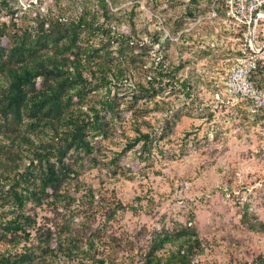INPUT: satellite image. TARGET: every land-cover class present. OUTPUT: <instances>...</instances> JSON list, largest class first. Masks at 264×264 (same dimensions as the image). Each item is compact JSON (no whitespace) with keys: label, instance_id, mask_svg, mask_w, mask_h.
<instances>
[{"label":"trees","instance_id":"16d2710c","mask_svg":"<svg viewBox=\"0 0 264 264\" xmlns=\"http://www.w3.org/2000/svg\"><path fill=\"white\" fill-rule=\"evenodd\" d=\"M119 3L52 0L43 9L42 1L23 6L18 0H0V264H110L119 254L121 261L130 262L139 256L142 264H200L206 244L192 221L154 228L146 239L132 234L110 251L98 234L82 233L74 216L67 215L74 203V213L82 208L78 178L87 163L97 161L98 137L116 134L117 120L128 111L136 135L119 155L139 142L142 151H149L153 139L142 128L150 125L145 117L154 110L167 112L163 138L173 126L166 98L177 91L186 98L193 95L189 77L179 75L182 65L153 55L160 38L145 41L133 16L117 8ZM217 10L212 17L227 23L223 0ZM194 12L191 8L187 14ZM263 25L259 22L260 38ZM245 29L235 26L240 37ZM253 113L264 119V107ZM86 195L92 208L101 202L107 206V219L135 209L97 197L92 186ZM29 203L62 206L68 218L54 227H37L27 213ZM244 220L264 232V222ZM258 260L264 263L263 256Z\"/></svg>","mask_w":264,"mask_h":264},{"label":"rangeland","instance_id":"374dc122","mask_svg":"<svg viewBox=\"0 0 264 264\" xmlns=\"http://www.w3.org/2000/svg\"><path fill=\"white\" fill-rule=\"evenodd\" d=\"M18 1L23 6L42 1L43 9L52 3ZM180 1L121 0L117 8L133 16L135 29L145 41L160 38L151 52L182 65L179 75L189 77L193 95L186 98L177 91L166 98L173 126L163 138L159 136L165 131L167 112L154 110L145 117L150 125L142 128L152 132L153 139L149 151H142L139 142L119 155L136 135V122L128 111L117 120L116 134L98 137L97 161L87 163L78 178L82 185L76 195H83L82 208L74 213V203L67 215L74 216V225L82 233L98 234L110 251L132 234L146 239V232L154 228L192 221L206 244L197 263L260 264L264 232L250 228L244 218L264 222V119L244 99L217 97L218 92L224 93L225 75L244 40L235 26L211 16L210 0ZM191 8L193 16L187 14ZM122 26L129 31L127 22ZM176 113L180 116L174 119ZM89 186L97 197L135 209L119 210L107 219V206L101 202L92 208L85 196ZM66 212L62 206L27 205L37 227H54L68 218ZM99 246L101 250L103 245ZM120 257L116 255L110 264H142L139 256L131 262Z\"/></svg>","mask_w":264,"mask_h":264},{"label":"built area","instance_id":"2783aa9c","mask_svg":"<svg viewBox=\"0 0 264 264\" xmlns=\"http://www.w3.org/2000/svg\"><path fill=\"white\" fill-rule=\"evenodd\" d=\"M212 0L211 16L217 15V4ZM227 21L233 26H245L244 42L224 78V95L228 100H247L255 111L264 107V35L259 36V22L264 21V0H223ZM251 29L253 39H251Z\"/></svg>","mask_w":264,"mask_h":264},{"label":"water","instance_id":"95a60500","mask_svg":"<svg viewBox=\"0 0 264 264\" xmlns=\"http://www.w3.org/2000/svg\"><path fill=\"white\" fill-rule=\"evenodd\" d=\"M251 39H253V30L251 29Z\"/></svg>","mask_w":264,"mask_h":264}]
</instances>
